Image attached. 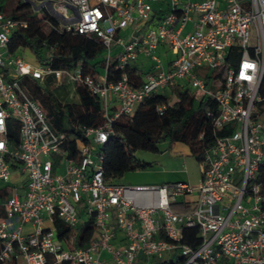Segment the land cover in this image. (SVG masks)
Returning <instances> with one entry per match:
<instances>
[{
    "label": "built area",
    "instance_id": "1",
    "mask_svg": "<svg viewBox=\"0 0 264 264\" xmlns=\"http://www.w3.org/2000/svg\"><path fill=\"white\" fill-rule=\"evenodd\" d=\"M47 4L60 30L100 40L104 66L85 74L79 64L27 61L24 50H10L12 34L27 21L0 12V180L10 183L16 162L23 176L0 201V264H19V256L24 264H156L163 254L182 264H264V0ZM161 54L171 57L163 62ZM110 64L120 73L116 81L107 79ZM134 66L139 84L129 79ZM203 71L216 73L212 87ZM25 75L40 83L51 76L55 86L81 83L99 99L101 123L81 129L73 152L19 85ZM175 84L213 102L205 113L215 138L201 153L199 182L106 181L114 121ZM10 117L19 125L14 149L6 136ZM56 220L69 227L64 236ZM88 222L94 231L76 246L75 227ZM183 228L197 229L196 247L182 242Z\"/></svg>",
    "mask_w": 264,
    "mask_h": 264
},
{
    "label": "trees",
    "instance_id": "2",
    "mask_svg": "<svg viewBox=\"0 0 264 264\" xmlns=\"http://www.w3.org/2000/svg\"><path fill=\"white\" fill-rule=\"evenodd\" d=\"M23 3L28 6L25 0H0V12L27 21L26 27L19 28L12 34L10 43L12 52L29 49L38 63H49L53 68H71L79 64L85 74H93L97 68L104 66V46L98 38L62 31L57 19H51L44 13L39 14L41 10L22 9ZM47 18L55 23H48ZM139 73L140 69L135 66L128 69L129 79L135 84L141 82ZM215 74L214 71L210 72V75L203 71L207 86H213L211 80ZM119 77V71L110 64L107 79L116 81ZM18 82L43 110L51 127L57 132L64 133L71 141V152L74 150V140L80 136L83 127L98 126L101 123L99 99L81 83L74 84L77 101H69L58 93V87L64 88L65 84L53 86L51 76L40 83L25 75L20 77ZM159 106L163 107L161 114L157 110ZM212 107L213 102L210 98L192 92L181 84H175L165 93L148 95L137 104L131 115L121 114L114 121V132L104 150V179L117 182L125 173L151 167V163L139 161L134 152H158V144L163 142L185 143L190 148L191 155L200 160L203 149L215 138L211 122L205 113ZM18 128L19 125L13 117L7 119L6 136L10 149L18 145ZM201 133L203 136L200 138ZM221 134L223 133H216ZM56 225L59 237L64 236L69 230V227L59 220H56ZM75 229V245L84 246L94 231L93 226L88 222L78 224ZM181 240L196 247L200 240L197 229L183 228ZM182 263L183 259L178 257L158 261L156 264Z\"/></svg>",
    "mask_w": 264,
    "mask_h": 264
},
{
    "label": "rangeland",
    "instance_id": "3",
    "mask_svg": "<svg viewBox=\"0 0 264 264\" xmlns=\"http://www.w3.org/2000/svg\"><path fill=\"white\" fill-rule=\"evenodd\" d=\"M50 2L52 5L54 3H59L60 0H25L28 6L23 3L22 9H32V10H41L39 14L44 13L48 15L47 17L55 18L54 14L51 12V9L47 2ZM50 18L46 20L50 24H54ZM50 19V20H49ZM57 19V18H55ZM58 23H60L58 21ZM24 58L31 62L36 63V58L33 53L29 49H24ZM171 57V54L167 55ZM167 56L163 54L160 55L163 62H165ZM143 64H148L149 60L144 59L143 55L139 56ZM234 61L233 59L231 60ZM166 65V63H165ZM53 86H55L53 84ZM190 91L194 92L193 88H190ZM59 95L66 100L69 101H77L78 97L74 91L73 84H66L65 87H58ZM158 152H145V151H136L134 152V156L139 161H144L151 163V167H148L145 170H136L125 173L122 177L117 179L118 183H122L124 185H143V184H162L167 181L174 180L176 178L183 177L185 172L192 173L193 175H198V169L201 167V160H196L192 155L183 154L180 156H174L169 149V143L163 142L158 144ZM169 160V161H167ZM59 169V171H61ZM174 171V173H159L158 171ZM177 172V173H176ZM185 179V178H184ZM5 185L3 181L0 180V187ZM167 259H175L168 254H163L161 261ZM19 264H24L22 257L18 258Z\"/></svg>",
    "mask_w": 264,
    "mask_h": 264
},
{
    "label": "crops",
    "instance_id": "4",
    "mask_svg": "<svg viewBox=\"0 0 264 264\" xmlns=\"http://www.w3.org/2000/svg\"><path fill=\"white\" fill-rule=\"evenodd\" d=\"M169 149L171 150V153L174 156H180L183 154L191 155L190 148L188 147V145H186L185 143H182V142L170 143ZM167 161H169V160H167ZM158 172L159 173H168V172L174 173V171H166V170L165 171L164 170L158 171ZM200 177H201V168L198 169V175H193L192 173H188V171H187V172H185L183 177L176 178L174 180L167 181V182L185 181V182H188L190 184H197L199 182ZM13 184L17 185L18 187H20L23 184V176H22L21 171L19 169V163H16L13 166L10 183L9 184L5 183V185L0 187V201H2L5 198V196L7 194V188Z\"/></svg>",
    "mask_w": 264,
    "mask_h": 264
}]
</instances>
